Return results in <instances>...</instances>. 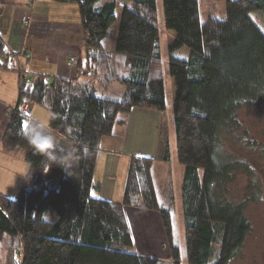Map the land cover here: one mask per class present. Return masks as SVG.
<instances>
[{
  "label": "trees",
  "instance_id": "16d2710c",
  "mask_svg": "<svg viewBox=\"0 0 264 264\" xmlns=\"http://www.w3.org/2000/svg\"><path fill=\"white\" fill-rule=\"evenodd\" d=\"M59 1L80 11L85 43L77 77L18 68L26 54L12 52L0 33V72L19 74V99L1 146L23 149L30 166L16 197L0 194V264H183L178 209L186 263L229 264L251 223L247 202L228 195L243 163L226 140L236 136L240 109L264 106V29L239 0L227 1L225 17L206 20L200 0H162L163 21L157 0ZM248 2L264 14V0ZM161 27L175 35L167 73L176 85L171 121L176 162L184 166L179 193L162 136L161 167L152 156L133 154L122 200L99 198L93 192L101 138L116 134L134 108L167 110ZM182 47L185 56L176 53ZM26 103L49 111L65 170L25 138L41 125ZM128 206L160 214L169 260L132 251Z\"/></svg>",
  "mask_w": 264,
  "mask_h": 264
},
{
  "label": "crops",
  "instance_id": "0c3cea01",
  "mask_svg": "<svg viewBox=\"0 0 264 264\" xmlns=\"http://www.w3.org/2000/svg\"><path fill=\"white\" fill-rule=\"evenodd\" d=\"M26 14L31 17L28 25L22 21ZM120 14L118 11V19ZM117 27L118 21L114 29ZM169 32L174 39V32ZM0 33L12 52L26 54L20 65L29 72H43L65 78L78 76L77 61L84 54L85 34L77 4L59 0H0ZM173 82L174 97V79ZM16 84L19 86L17 72H0V194L8 197L18 195L30 168L24 151H8L1 146L10 112L17 106L19 99V87L18 92H10V88L12 91L17 88ZM38 108L49 111L34 104L32 116L42 125L37 116ZM45 118L49 123L50 117L45 115ZM164 120V113L134 108L123 127H118L116 134L101 138L94 174L99 184V189L93 192L95 196L122 200L131 156L140 154L156 158L160 150L163 152L159 143ZM161 164L162 161L158 167ZM126 213L134 237V253L163 254L168 250L164 227L157 211L128 206ZM143 242L148 244L144 246Z\"/></svg>",
  "mask_w": 264,
  "mask_h": 264
},
{
  "label": "rangeland",
  "instance_id": "374dc122",
  "mask_svg": "<svg viewBox=\"0 0 264 264\" xmlns=\"http://www.w3.org/2000/svg\"><path fill=\"white\" fill-rule=\"evenodd\" d=\"M228 0H200L202 19L206 20L209 16L225 17L226 15V3ZM240 6L251 13L254 19L264 29V14L259 9L251 5L248 0H239ZM158 16L163 21V9L162 0H157ZM159 20V21H160ZM162 26V23H160ZM161 48L163 53L162 67L165 73L166 82V94H167V110L164 112V129L161 131L162 136H166L170 142V149L173 153L174 163L171 164L173 168V176L177 187V193H179L180 184L182 181L184 166L176 162L175 147H174V129L171 121V112L173 106V93L174 82L169 73H167V67L170 61L169 45L172 42V34L168 30L161 27ZM187 52L186 47L179 48L176 53L179 56H185ZM21 60L18 61V68L24 69L21 65ZM19 75V74H18ZM17 86V84H16ZM18 87L13 91L10 88V92H18ZM15 92V93H16ZM37 116L42 122L43 129L48 134H51L48 119L50 114L42 109L38 108ZM239 128L235 137H228L227 150L231 153L234 159H238L243 163L242 168L238 169L235 173L234 180L228 185V195L231 201L241 202L246 201L245 213L251 223V232L249 233L243 247L233 258L229 264H264V106L242 108L237 114ZM118 127V126H117ZM52 135V134H51ZM160 145V143H159ZM20 151H24L20 149ZM163 152L160 150L156 155V162L161 163ZM160 215V214H159ZM177 228L182 242V263L187 264L185 261V243L184 233L185 227L183 226V220L180 214V209L176 212ZM148 242H143L146 246ZM166 247H168L166 243ZM163 254H156L151 252V256H156L160 259L169 260L170 251L169 248ZM164 247L162 248V251ZM161 255L162 257H159ZM166 256L168 258L166 259Z\"/></svg>",
  "mask_w": 264,
  "mask_h": 264
},
{
  "label": "clouds",
  "instance_id": "9594fccd",
  "mask_svg": "<svg viewBox=\"0 0 264 264\" xmlns=\"http://www.w3.org/2000/svg\"><path fill=\"white\" fill-rule=\"evenodd\" d=\"M24 135L34 151L45 157L50 163L64 170L69 167V164L64 161V158L57 154L54 137L45 132L43 126H32Z\"/></svg>",
  "mask_w": 264,
  "mask_h": 264
},
{
  "label": "built area",
  "instance_id": "2783aa9c",
  "mask_svg": "<svg viewBox=\"0 0 264 264\" xmlns=\"http://www.w3.org/2000/svg\"><path fill=\"white\" fill-rule=\"evenodd\" d=\"M22 21L24 24H29L31 22V17L26 14L22 17ZM73 61H75V59H73ZM33 106L34 104H31V103H26L23 105V109L29 114V115H32V109H33Z\"/></svg>",
  "mask_w": 264,
  "mask_h": 264
}]
</instances>
